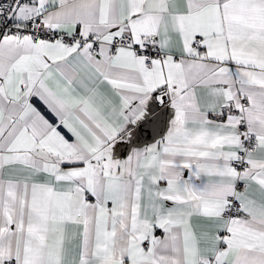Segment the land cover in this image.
I'll list each match as a JSON object with an SVG mask.
<instances>
[{
    "label": "snow or ice",
    "instance_id": "obj_1",
    "mask_svg": "<svg viewBox=\"0 0 264 264\" xmlns=\"http://www.w3.org/2000/svg\"><path fill=\"white\" fill-rule=\"evenodd\" d=\"M0 264H264V0H0Z\"/></svg>",
    "mask_w": 264,
    "mask_h": 264
}]
</instances>
